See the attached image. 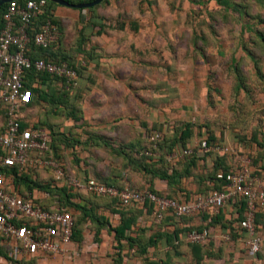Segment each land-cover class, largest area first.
Returning a JSON list of instances; mask_svg holds the SVG:
<instances>
[{"label": "rangeland", "instance_id": "rangeland-1", "mask_svg": "<svg viewBox=\"0 0 264 264\" xmlns=\"http://www.w3.org/2000/svg\"><path fill=\"white\" fill-rule=\"evenodd\" d=\"M145 2L149 0H110L108 5L93 12L94 17L104 19L111 37L120 43L124 41L123 34L110 28L109 22L127 21L142 14L161 25L160 31H155L154 39L148 40L152 44L145 59L137 60L133 66L124 59L117 64V68L125 74L130 69L132 71L134 89L131 93L112 91L110 107L99 112L96 107L101 105L98 106L97 101L91 99L93 96L94 100L97 99L98 92L94 94L87 84L82 83V88L79 86L73 94L76 98L70 99L71 108L61 106L60 112L56 114L55 108L50 105L49 109L38 108L30 115L39 121L47 118L54 128L61 127L71 142L78 133L84 136L85 144L79 145L77 150L65 145L62 148L65 156L62 157L69 164L72 163L71 170L76 175L90 176L96 164L110 163L107 156L112 155V147L107 144L89 146L92 139L100 137L97 131L108 118L118 121L115 125L117 133L130 138L116 135L114 139L103 133L104 140L109 139L118 146L139 138L149 141V134L155 130L164 137L170 128H179L189 121L194 122L197 128L201 125L202 132L207 127L218 136L222 132L227 138L224 144L234 149L238 142L236 136L251 139L252 134L257 132L264 139V46L255 39L258 36L254 32L256 28L264 31V25L260 22V18L264 19V0H233L240 8H245L243 19L242 13L233 10L226 13L217 0H176L173 9H169L168 4H155L157 11L153 14L145 13ZM84 14L86 18L92 17V12ZM249 26L254 31L249 30ZM116 27L121 30L119 25ZM68 30L67 47L73 46L80 29L77 23L71 21ZM149 36L152 37V33ZM119 48L120 45L117 51H120ZM249 52L255 53L257 59H251ZM234 58H239V72L242 79L248 82V91L234 92L233 83L238 80L234 70L232 74ZM72 109L76 110L79 118H83L84 124L72 122L73 118L69 116ZM169 115L172 117L168 118ZM120 118L124 121L120 122ZM93 119L100 122L94 126L91 123ZM131 119L133 122H130ZM248 153L254 155L255 152L247 148L241 155L248 157ZM99 155L106 157L101 158ZM255 177L264 180L263 177Z\"/></svg>", "mask_w": 264, "mask_h": 264}, {"label": "trees", "instance_id": "trees-1", "mask_svg": "<svg viewBox=\"0 0 264 264\" xmlns=\"http://www.w3.org/2000/svg\"><path fill=\"white\" fill-rule=\"evenodd\" d=\"M27 0H19L18 2L21 5H24ZM73 5L88 4L93 3L96 0H65ZM110 0H104L100 5L89 9H74L79 12V18L76 20H71L68 18L58 17L56 8L60 5L47 1L46 7L40 13L39 17L27 28L28 35L30 37V43L27 48V56L30 57L33 61L43 59L49 63L54 64H67L70 68L77 70L79 75V86L84 84V76L89 70L90 66L94 65V52L95 47L88 45L91 42L93 34L97 32V35L100 32L107 30V25L102 17H94L93 12L101 9L104 5H108ZM221 4L222 8L224 7L226 13L228 11H235L241 14V19L243 15L245 16L244 9L240 8V5L233 3V0H217ZM240 6V7H239ZM243 7V5H242ZM8 5H4L0 8V27L4 25V13L6 12ZM72 9V8H71ZM89 12L90 16L85 20L84 13ZM87 14V13H86ZM101 16V15H100ZM77 23L78 28L80 29L77 40L72 43L73 46L67 47L65 44L68 41L69 37V23ZM47 22H51L54 27V35L57 39V43L53 47L43 48L35 44L34 38L36 33L42 30V27ZM260 22L264 25V19L260 18ZM16 28L20 27V22L16 21ZM249 30L254 28L248 27ZM97 30L96 32H94ZM251 30V31H252ZM258 36L255 39H258L261 46H264V31L256 28L254 31ZM254 38V37H253ZM254 39V40H255ZM195 41L193 40V43ZM256 41H254V44ZM202 50V49H201ZM249 50V49H248ZM242 52V51H241ZM249 57L253 60L257 59L255 53L249 52ZM239 58L233 59L232 74L234 70V76L237 77V82L233 83V89L235 93H241L243 91H248V82L242 79V74L239 72ZM84 63V64H83ZM92 79V77H91ZM90 79V80H91ZM92 81V80H91ZM24 87L25 92L28 95L27 103L20 109V121L22 128H28V118L33 113L35 109H49L50 105L53 106L54 113H59L61 106L72 107L69 103L70 99L73 97V94L77 89L69 90L67 89V82L65 79L59 78L54 75H50L44 72H38L35 69L28 70L24 76ZM49 89L52 91L49 93ZM56 89V90H54ZM68 107V108H69ZM45 109V110H46ZM76 110L72 109L69 113L70 118L75 123L84 124L83 118H79L76 115ZM84 113V111H81ZM0 135H3L7 126V116L6 109L0 105ZM47 118H42L35 127H46L49 131V145L51 153L49 157H52L58 166L64 168L65 172L76 178L81 179L82 181H87L91 178L96 181L106 184L108 186H113L119 189H123L126 186H129L131 189L136 191L144 190L149 187L150 190L156 192L159 195H164L158 193L154 189V181L156 178H163L168 180L172 187L178 188L183 180L188 179L191 176H194L200 182V188L197 190V193L193 195H204L207 196L214 191H219L223 188L224 181L217 178L219 172L229 173L232 171L235 165L234 155L222 152H209L204 153V145L208 147H213L216 144H224V140L227 142V138L224 137V134L221 132V136H218L213 130H210L208 127L205 131V134L202 132V127L195 125L194 122L189 121L184 123L183 126L179 128H170V131L167 135L161 138L157 144H152L146 139H138L133 142H124L122 145H114V142L111 143L109 139L104 140L105 136L103 133L100 134V137H95L92 139L89 146L101 147L103 145L112 147V155L107 156L110 161L109 164L103 162L101 165L96 164L94 171L90 176H81L73 173L72 163L66 162L63 158L64 150L63 145L71 147L72 150H77L78 146L84 143V139L81 135L72 138V142L67 133L61 127H55L51 122L46 120ZM146 124L143 126L145 127ZM157 125L154 124V128ZM224 133V132H223ZM199 139V142L195 145H192L195 138ZM238 139L237 147L238 153L241 155L247 148L254 151V155L248 153V158L251 160L252 173L255 176L264 178V139H261L260 135L255 132L252 134L251 139L245 137L236 136ZM91 140V139H90ZM89 140V141H90ZM108 142V143H107ZM92 144V145H91ZM81 147V146H80ZM192 149L193 152L190 155H184L182 159H174L173 163L169 162V157H175L179 153H183L188 149ZM151 153V154H148ZM5 155V152L0 148V163ZM63 156V157H62ZM101 158L106 157L99 155ZM116 157V158H115ZM207 157H211L213 160L212 170L205 169L204 172L196 176V171L198 164L201 161H204ZM247 157V156H246ZM105 159V158H104ZM95 164V163H93ZM168 169H171V174ZM77 170L79 168L77 167ZM17 168H4L0 165V177L5 176L13 177L15 184L20 186V192L23 195L27 193H33L35 191L42 192L46 194L45 199L38 201L42 207L48 211H57L59 209H73L75 211V227H74V240L78 238L82 232L84 223L88 219H94V215H99L97 213V208L100 206H106L111 209L114 215H119V217L114 218L109 221V226H115L114 229L117 233L118 239L128 240L131 247L139 249L141 253H146L149 247H157L158 244H162L164 248L168 250L164 253L159 252L158 256L160 257L158 262L153 264H179L185 263L192 264H207L206 259H214L219 257L213 253V243H208L212 237L214 229L217 226L222 227L223 230H226L232 241L243 239L246 241L248 239V234L245 230L240 228L239 223L244 219V212L246 202L241 199L239 201H231L226 205L236 207L238 209V214L236 218V223L231 219L225 218L223 215V210L217 215L213 214H201L198 217H183V218H174L166 217L162 224L166 229L165 233L157 234L149 238H133L128 235L131 225L135 223L136 218L140 215H147V217L152 215V207L149 204H146L144 207L138 206H127L123 207L120 205L119 201L115 198L109 197H99L97 195L88 194L83 195L78 192L70 189L65 184L58 183L56 181V170L54 168H45L38 169L35 171H29L23 174H18ZM139 174L142 175L143 179ZM92 175V176H91ZM169 198L188 199L189 195H183L182 198L175 195H165ZM78 200V201H77ZM129 215V216H127ZM196 218H201L203 224L199 227H187V224L190 221H193ZM264 211L260 210L256 214V223L258 226L259 232L261 231L260 226L264 224ZM100 227L105 226L104 222L101 219H98ZM235 223V224H234ZM238 225L235 227V225ZM113 228V227H111ZM207 229L210 232V238L205 244H191L186 243L185 239L189 232L192 231H202ZM229 230V231H228ZM261 233V232H260ZM79 240V239H78ZM211 242V241H210ZM186 246L188 248L189 254L191 255V262L185 260V253L182 252V248ZM7 247L0 246V257L7 259L13 264H22L26 262L11 260L8 255ZM257 260L263 263V255L259 254L254 256ZM193 258V259H192Z\"/></svg>", "mask_w": 264, "mask_h": 264}, {"label": "built area", "instance_id": "built-area-1", "mask_svg": "<svg viewBox=\"0 0 264 264\" xmlns=\"http://www.w3.org/2000/svg\"><path fill=\"white\" fill-rule=\"evenodd\" d=\"M45 7L46 0H27L24 5L13 0L4 13V25L0 27V105L6 109L7 116L5 133L0 135V148L5 152L0 165L4 168H17L18 174L54 168L56 181L61 185L65 184L78 193L115 198L123 207H144L149 204L153 217L159 222L166 217H198L204 213L217 215L231 201L243 199L246 206L244 219L239 226L248 234L245 247L252 256L263 255L264 263V237L256 223L257 212L264 211V180L253 175L251 160L240 155L237 149L221 144L208 147L205 144L204 153L233 154L234 168L227 174H217V178L224 181L221 190L207 196L191 195L188 199H175L159 195L149 187L141 191L129 186L119 189L93 178L84 182L70 176L49 157L51 149L47 128H22L20 109L28 100L24 87V76L28 70L35 69L65 79L69 90L79 87L77 70L67 64L49 63L43 59L33 61L26 54L30 43L27 28ZM16 21L20 22L18 28L15 27ZM34 42L43 48L53 47L57 43L51 22L44 24L42 30L36 33ZM161 138V132L155 130L149 134L148 140L155 145ZM192 152L191 148L183 153L178 152L169 162L173 163L174 159H182ZM43 199L39 200L33 193L23 195L12 176L0 177V246L7 247L11 260L27 261L41 254L47 264H64L70 258L74 242L75 211L69 208L48 211L37 203ZM209 238L210 232L204 229L189 232L185 241L203 245ZM222 239L225 242L232 241L229 234L223 235Z\"/></svg>", "mask_w": 264, "mask_h": 264}, {"label": "crops", "instance_id": "crops-1", "mask_svg": "<svg viewBox=\"0 0 264 264\" xmlns=\"http://www.w3.org/2000/svg\"><path fill=\"white\" fill-rule=\"evenodd\" d=\"M175 2L173 0H149L148 3L145 2L143 4V7L146 5L144 7L146 14H153L157 11L155 4H158V6H166L165 4H168L167 6L169 9H173L176 5ZM9 4L10 2L5 5H8L9 7ZM55 13L58 17L68 18L72 21L79 18V12L64 6L56 8ZM150 19H152V17ZM113 23L119 25L121 30H118L117 27L115 28L117 25H113ZM108 25L110 28L116 29L121 35L123 34L124 41L121 40L120 43L116 38L111 37L112 34L108 32V30L100 32L98 35L96 32L97 30H95L94 32L96 33L93 34L91 42L88 43V45L95 47V64L90 66L83 81L85 85L87 84L89 90H93L94 94L98 92V98L94 100L93 96L91 99L92 101H97L98 106L101 105V107H96L99 112L106 107H110V93L112 91L131 93V90L134 89L132 87L134 86V82L131 69L125 74L122 72V69L117 68V64L121 63V60L124 59L125 62H131L133 66L137 60L142 61L145 59L149 52V45L152 44L148 40L149 38L154 39L153 35L155 31H160L159 29L161 26L159 22L155 20H149L148 17H144L142 14L138 16L136 15L134 18H131L127 21L124 20L109 22ZM151 33L152 37L149 36ZM118 45H120V51H117ZM120 71L123 73L122 75ZM136 83L138 84L139 80ZM178 115H180V112ZM170 116L171 115L167 117L170 118ZM96 117L97 116H95V118ZM87 119L89 121H87ZM87 119L85 118V120L90 123L89 117H87ZM93 120L95 122L91 121V123L94 124V126L96 123L100 122H96L97 119ZM119 121H124V119L120 118ZM158 121L156 120V122ZM1 122L2 120L0 119V123ZM27 122L29 127H33L39 123V120L36 117L30 116ZM130 122H133V120ZM103 124L104 125L98 129V133H104L106 136L109 135L110 138L114 139H116L118 136L121 138L125 136L124 139L129 138L126 137V135H122L123 133L116 132L117 129L115 125L118 124L117 120L115 121L114 119L108 118V121H103ZM135 127L137 128V126ZM78 135H81L84 139V136L81 133H78ZM198 142L199 139L196 137L192 145H195ZM170 158L171 157H169V159ZM212 166V158L207 157L204 161H201L198 164L196 176L204 172L205 169L212 170ZM168 171L171 174L172 170L168 169ZM139 176L142 180V175L139 174ZM177 187V189L172 187L170 182L163 178H156L154 181V189L158 193H162L164 195H175V197L179 196L180 198H182L183 195L191 196L197 193V190L200 188V182L194 176H191L188 179L183 180L182 183ZM79 194L87 195L85 192ZM34 195L39 200L46 197L45 193L38 191H35ZM177 198L178 197H176V199ZM97 213L99 215H94V219H88L84 223L82 232L78 238L74 240L71 246L70 258L67 259L64 264H153L159 261V252L165 253L168 250L160 243L157 247H149L146 253H141L139 249L131 247L128 240L118 239L117 233L114 229L115 226L108 225L109 221L119 217V215H114L111 209L107 208L106 206L98 207ZM223 215L225 216L226 220L232 219L236 223L237 215H239L238 209L229 205L223 210ZM98 219H101L102 222L106 223L104 224L105 226L100 227L101 222L99 223ZM203 223L204 222L201 218H196L187 224L185 223V225L187 227L191 226L194 228L199 227ZM237 225L238 223L235 225V227ZM260 229V234L264 237V224L260 226ZM165 231L166 229L164 228L162 222L157 221L153 216L147 217V215H140L138 218H136L135 223L131 225L128 235L133 238H144V236L145 238H149L157 234H163ZM227 233L228 232L223 230L220 226H217L214 229L213 234H211L212 237L210 238L211 242L209 241L208 243H213L214 254L218 256L220 253L221 255L214 259H206L207 264H262L261 261L257 260L256 257L249 254L243 239L233 242H225L222 239V236ZM181 250L183 253H185V260H189L191 262V255L189 254L188 248L184 246ZM0 264L13 263L9 262L3 257H0ZM22 264H47V262L44 260L43 255L40 254L32 257L30 260L28 259ZM179 264H186V262ZM192 264H194L193 260Z\"/></svg>", "mask_w": 264, "mask_h": 264}, {"label": "water", "instance_id": "water-1", "mask_svg": "<svg viewBox=\"0 0 264 264\" xmlns=\"http://www.w3.org/2000/svg\"><path fill=\"white\" fill-rule=\"evenodd\" d=\"M11 1H13V0H1L0 1V8L2 6H4L5 4L11 2ZM48 1L54 2L60 6H64V7L72 8V9H89V8L95 7L97 5H100L104 0H96L93 3L80 4V5H73V4H70L69 2H67L65 0H48Z\"/></svg>", "mask_w": 264, "mask_h": 264}]
</instances>
